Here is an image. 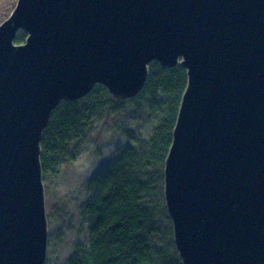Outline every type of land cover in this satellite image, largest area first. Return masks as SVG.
<instances>
[{"label":"water","instance_id":"95a60500","mask_svg":"<svg viewBox=\"0 0 264 264\" xmlns=\"http://www.w3.org/2000/svg\"><path fill=\"white\" fill-rule=\"evenodd\" d=\"M19 31L26 44H14ZM188 86L164 196L183 264H264V0H18L0 25V264H44L41 137L97 86Z\"/></svg>","mask_w":264,"mask_h":264},{"label":"trees","instance_id":"16d2710c","mask_svg":"<svg viewBox=\"0 0 264 264\" xmlns=\"http://www.w3.org/2000/svg\"><path fill=\"white\" fill-rule=\"evenodd\" d=\"M27 37L19 31L14 44L25 45ZM148 73L140 95L119 100L97 85L85 98L61 103L44 129L39 161L47 182L57 178L63 164L77 160L97 122L115 121L129 106L158 115L144 145L118 152L114 165L88 183L92 196L80 207L88 220V244L78 242L68 264H183L165 204L164 171L188 71L182 64L165 68L150 62ZM130 134L126 131L132 139ZM56 214V209L47 214L49 224Z\"/></svg>","mask_w":264,"mask_h":264},{"label":"rangeland","instance_id":"374dc122","mask_svg":"<svg viewBox=\"0 0 264 264\" xmlns=\"http://www.w3.org/2000/svg\"><path fill=\"white\" fill-rule=\"evenodd\" d=\"M18 0H0V25L13 13ZM27 33V32H26ZM158 115L140 112L129 106L121 118L96 123L91 140L71 164H63L57 178L43 182L46 219L56 209L52 224H47V248L44 264H68L78 242L88 244V220L82 215L83 206L92 194L87 190L94 177L104 174L117 160V153L126 147L144 145ZM126 131H130L129 138Z\"/></svg>","mask_w":264,"mask_h":264}]
</instances>
